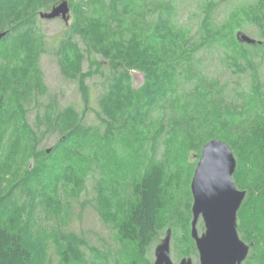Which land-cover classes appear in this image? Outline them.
Listing matches in <instances>:
<instances>
[{"label": "trees", "instance_id": "16d2710c", "mask_svg": "<svg viewBox=\"0 0 264 264\" xmlns=\"http://www.w3.org/2000/svg\"><path fill=\"white\" fill-rule=\"evenodd\" d=\"M13 1L0 0V27L7 25L4 16L9 7H14L17 14L27 12L31 8L34 13L24 15L10 30H4L6 34L0 39V147L4 140L8 145L4 155L0 150V264H47L46 237L49 236L50 229L43 226L42 218L60 216L63 208L61 195L64 192L63 180L59 179L60 170L64 178L78 166L88 162L81 149L87 141H95L97 148L109 149L115 129L118 132L115 142H127L124 133H121L124 129L125 133L129 132L138 137L141 126L147 128V124L152 125L148 122L151 110L166 109L171 92H178L183 77L188 80L195 77L200 79L197 84L201 85L203 91L194 89L191 95L196 99L200 96L199 99L204 103L199 104L197 100L185 105L190 119L186 136L192 143L197 141L198 145H203L213 138L211 134L206 135L204 130H200L202 123L193 126L195 119L191 113L198 107L201 110L206 109L207 103L211 101H217L218 105H221L222 101H231L226 97L228 94L223 92L227 84L216 86L215 80L211 81L210 77L201 75L197 68L201 62L199 49L206 43L210 45L219 41L216 34L221 33L225 22L217 23L213 14L216 5L208 1L198 28L201 36L199 40H193L186 28L175 22L171 15V3L166 0H161L159 4L151 0H66L73 11L74 21L70 26L71 33L64 35L56 49L60 70L65 77L76 82L85 99L89 96L88 78L96 73L102 74L103 69H106L107 84L99 99L97 127L86 125L82 115L73 110V107L57 109L51 103L45 106L40 116L47 120L46 129L59 134L56 145L47 151L37 150L39 130L31 128L26 120L30 101L35 104L37 99L33 97L37 94L24 97L26 92H29V87L28 94L39 90L42 81L29 83L30 71L27 70L25 74L28 76L17 90V97L5 89L4 81L8 78L7 72L17 69L22 73L30 64L26 65V61L20 68H16L12 61L21 51L19 44L30 49L35 57L40 52L38 50L41 48V39L39 42V36L35 32L37 11L49 9L62 0H18L20 4H12ZM260 2L261 5L254 4L255 8L245 15H252L248 17L254 19L253 24L255 23L262 33L264 8L261 0ZM149 7L153 9L148 10ZM72 33H75L77 38L73 37ZM232 40L244 48L243 42L237 41L235 37ZM156 41L158 43L154 45ZM247 45L262 50L264 41ZM86 59L89 60V68L84 71L82 64ZM34 63L35 61L33 66ZM131 68L139 69L145 74L144 84L138 89L128 84ZM11 94L13 97L10 99ZM175 101L176 98L172 95L168 104L175 105ZM164 130L167 131V128L161 123L153 132V140L161 138ZM262 132L264 126L262 131L253 130L247 134H238L237 142L235 138L230 139L229 143L239 160L234 173L236 183L240 182L242 185V181L246 182L245 173L239 174L238 170L244 165V160L256 161L246 163H250L253 174L260 179L257 168L259 161L264 158ZM222 137L229 138L225 134ZM26 153L34 157V164L26 165L22 174L18 157L23 159ZM112 156L113 154L111 159L116 161L117 158ZM52 157L57 159L56 163L47 162ZM53 164L60 166L55 169L58 174L52 172ZM19 172L22 175H19ZM44 173H47L48 178L45 184L41 181ZM163 177L162 170L156 164H151L143 172L140 180L133 186L132 203L124 208L122 219L117 225L119 237L135 243L140 254L145 253L158 237L157 222L162 209ZM262 183L260 180L258 184L247 181L246 190L247 198L252 194L253 202L257 203V207L258 203H262L264 212ZM95 200L101 207L102 196L98 190ZM244 204L241 205L242 208ZM3 217L7 218L3 221ZM61 233L54 236L61 260L64 264L78 262L81 259L80 240L73 233Z\"/></svg>", "mask_w": 264, "mask_h": 264}, {"label": "rangeland", "instance_id": "374dc122", "mask_svg": "<svg viewBox=\"0 0 264 264\" xmlns=\"http://www.w3.org/2000/svg\"><path fill=\"white\" fill-rule=\"evenodd\" d=\"M151 1L157 4L161 2V0ZM166 1L171 3V15L175 22L186 28L185 30L189 32L193 40H199L201 36L198 33V28L208 1H212L216 5L213 14L217 23L225 22L221 33L216 34L219 41L210 45L206 43L204 47L199 49L198 55L201 62L197 68H199L198 73L210 77L211 81L215 80L216 86L227 84L228 86L223 92L228 94L225 96L231 101H222L220 102L221 105L216 104L217 101H211V103H207L206 109L196 108L191 113L195 119L193 126L196 127L197 123H202L200 130H204L206 135L211 134L213 138L221 139L229 145L230 139L235 138L236 142L238 141V134H247L253 130L262 131L264 126V47L262 50H257L244 43L243 48L232 40L233 37L237 39V32H242L258 41H264V31L261 33V29L255 23L253 24L254 19L250 18L252 17L251 14L248 15L250 17L245 15V13L249 14L255 5H261L260 0ZM261 1L264 8V0ZM14 3L20 4L21 2L14 0L12 4ZM52 7L37 11V31L35 32L39 36V42L41 39L38 56L35 57L30 49L19 44L21 51L17 58L10 59L15 63L16 68H20L22 63L26 61V65L30 64L22 73L21 70L17 69L12 70L13 72H7L8 78L4 81L5 89L14 93L16 97L18 96L17 90L23 85L28 75L29 83L42 81L40 91L37 90L28 94L30 92L29 87V92H26L24 97H32L37 94L33 97L37 99L36 103L33 104L30 101L26 120L31 128L39 130L37 150L45 149L47 151L56 145L59 134L47 131L45 126L47 120L44 117L41 118L42 115L40 116L45 106L51 103L57 109L73 107V110L82 115L86 125L97 127L99 125L97 114L100 109L99 99L107 84L106 76L108 75V71L103 69L104 73L102 74L104 75L96 73L87 79L89 96L88 99H85L82 97L76 82L62 74L56 49L64 35L71 33L70 26L73 24L74 14L70 7L67 19H63L61 16L56 18L41 17V12H49ZM152 9L149 7L148 10ZM3 12L4 10L1 11V15ZM5 12L4 17L7 25L3 28L0 27L1 31L10 30L16 22L24 18V15L34 13V10L31 8L27 12L17 14L14 7H9ZM131 19L132 17L129 18V20ZM262 29L264 30V27ZM71 35L77 38L75 33ZM237 41L239 40L237 39ZM157 43L158 41L154 45ZM80 44L83 46L81 42ZM34 61L35 66L32 65ZM235 62L239 64H235ZM82 68L84 71L88 70V59L84 60ZM27 70L30 71L28 75L25 74ZM182 79L178 92L172 91L168 99L170 103L173 95L176 98L175 105H172L173 103L168 104L164 100L168 105L165 110L161 111V108L151 110L148 122L152 125L147 124V128L141 126L138 130V137L129 132L125 133L126 130L124 129L121 133H124L123 136L127 142H115L116 133H118L115 129L109 149L97 148L95 141H87L84 144L85 148L82 145L81 149L88 162L81 164L80 167L78 166L64 178L60 170L59 179L63 180L62 190H64L61 195L63 205L61 214L60 216L42 218L43 226L50 229L49 236L46 237V243H48L46 249L47 264H64L61 260L60 250L57 249L58 247L54 242L56 238L54 236H59L60 232H62L61 234L73 233L80 240L81 259L78 262L72 261L66 262V264H153L155 247L168 229L171 230L170 257L172 261L179 262L184 257H190L193 264H200L199 253L190 234L193 203L190 183L196 164L201 157L202 143L200 145L197 141L192 143L186 136V127L189 126L190 119L184 107L189 102L193 103L197 100V103L204 104L199 99L200 96L196 99L195 96L191 95L194 89L199 92H202L203 89L200 84H197L199 78L195 77V79L188 80L183 77ZM144 80L143 71L135 68L130 69L128 84L132 88H140L144 84ZM12 97L11 94L10 99ZM102 116L104 117L103 114ZM39 122L40 124H38ZM161 123L166 126L167 131L162 132L161 138L158 137L157 140H153V132ZM224 134L229 138L224 139L222 137ZM94 137L93 140H95ZM7 147V141L4 140L0 147L2 155L7 152ZM231 149L237 162L236 171L239 160L235 150L232 147ZM111 154H113V158H117L116 161L111 159ZM59 156H57L58 161ZM18 159L22 165L21 173L26 165L32 166L34 164V157L30 153L29 155L26 153L25 158L18 157ZM57 159L52 157L47 162L56 163ZM262 159L259 161V168H257L260 179L256 178L250 169V163L256 161L244 160L242 163L244 165L239 167V174L245 173L246 178V182L242 181V185L240 182L236 183L235 171L233 173V181L236 187L246 191V196L242 202L245 204L243 208L240 206L241 208L237 212L238 235L243 242L249 245L248 254L241 264H264V212H262V203H258L257 207V203L253 202L252 194L247 198L248 191L246 190L248 189L247 181L258 184L259 180L261 183L264 180V158ZM151 164L158 165L164 176L162 209L158 215V237L145 253L140 254L135 243L119 237L117 225L122 219L124 208L132 203L134 184L140 180L143 172ZM53 165L52 172L58 174L55 169L60 166ZM21 173L18 174L22 175L23 173ZM41 181L43 184L48 182L47 173L42 175ZM81 190L83 191L79 193ZM97 190L102 196L101 207L96 204L95 200ZM6 218L3 217V221ZM197 229L199 233L205 230L202 218H199L197 222Z\"/></svg>", "mask_w": 264, "mask_h": 264}, {"label": "water", "instance_id": "95a60500", "mask_svg": "<svg viewBox=\"0 0 264 264\" xmlns=\"http://www.w3.org/2000/svg\"><path fill=\"white\" fill-rule=\"evenodd\" d=\"M69 4L62 0L51 11L41 12V17L68 18ZM6 34L0 30V39ZM240 42L261 43L242 32H237ZM236 158L230 145L218 138L205 142L201 148L190 189L193 197L191 207V237L199 253L200 264H241L246 258L249 245L243 242L237 231V212L246 196L245 190L236 187L233 173ZM202 218L205 230L198 232L197 222ZM171 230L168 229L156 245L153 264H193L190 257L173 262L170 257Z\"/></svg>", "mask_w": 264, "mask_h": 264}]
</instances>
